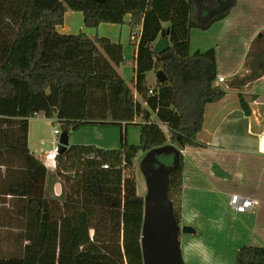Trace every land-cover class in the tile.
Masks as SVG:
<instances>
[{
  "label": "trees",
  "instance_id": "1",
  "mask_svg": "<svg viewBox=\"0 0 264 264\" xmlns=\"http://www.w3.org/2000/svg\"><path fill=\"white\" fill-rule=\"evenodd\" d=\"M238 3L0 0V239L11 246L8 252L0 246V264H143L144 202L137 193L135 159L140 151L169 142L180 149L204 146L197 134L205 106L226 91L217 84L216 49L191 52V30L209 29ZM68 10L82 12L85 27L102 23L131 27L137 42L132 83L142 101L116 70L124 61L121 43L84 31L57 30ZM238 33L226 37L233 44L229 54L237 47L242 54L234 40ZM161 36L169 38L170 47L156 55L154 43ZM257 57V66L264 65V58ZM160 69L167 79L147 88L146 73ZM257 71L263 73L264 68ZM239 97L250 114L243 94ZM38 113L73 128L107 121L136 124L140 141H122L115 149L69 145L56 160L64 198L49 197L44 159L28 146L29 120ZM163 155L169 156L168 162L160 158ZM174 155L158 158L169 166ZM184 159L180 152L179 167L170 173L168 186L179 224ZM234 264H264V246L241 245Z\"/></svg>",
  "mask_w": 264,
  "mask_h": 264
},
{
  "label": "crops",
  "instance_id": "2",
  "mask_svg": "<svg viewBox=\"0 0 264 264\" xmlns=\"http://www.w3.org/2000/svg\"><path fill=\"white\" fill-rule=\"evenodd\" d=\"M246 4L250 16H241V18L247 20L250 29L241 31L234 39L242 47L240 58L230 65L220 68L218 72L219 76L225 78V81H217V84L226 93L220 100L208 103L205 106L203 127L197 134L198 141L204 146L183 149L185 152H189L191 158L184 157V183L181 187L182 223L190 225V221L194 220L200 223L205 217L203 208L207 211L218 203L226 209L233 210L230 205L231 194L237 193L250 196L256 200L254 208L246 212L249 213L246 220L250 219L249 224H252L251 230L253 233L251 237L253 242L243 244L264 246V72L259 71L258 73L257 71L262 70L264 65L257 66L255 62L257 60L255 58H258L257 53L253 51V45L259 38L264 37V0H246ZM70 11L65 12L64 24L57 26L60 33L77 34L84 31L90 36L108 37L113 42H119L122 45L132 43L135 59L137 42L133 40L132 29L128 24L108 23L109 25L105 26L106 28H102L103 25L107 24L102 23L95 28L85 27L83 13ZM67 17H75L76 20L68 22ZM228 17L232 16H227L215 22L209 29H192L190 50L193 38L196 35L195 31H201V36L203 33H212L216 37L207 42L208 45L197 47L196 50H206L214 47L217 53L219 50L220 52L233 53V44L226 38L228 35L223 28V23ZM221 30H223V35ZM216 38H220L218 42ZM228 44L231 45L230 48H227ZM255 75L258 77H255ZM243 78L248 79L243 83L241 81ZM133 90L135 97L138 99L139 94L134 86ZM239 93L243 94L251 109V113L248 115L242 108ZM30 134L29 125L28 146L31 152L35 154L31 147ZM44 153L46 151L41 150L39 154L35 155L42 156ZM48 163L51 168L49 166L47 171L45 194L54 198V185L59 181L62 182V180L57 174L56 165L52 162ZM241 172L245 174L242 179L246 182L242 185L228 186L227 180L229 179L227 175L240 177ZM49 192L50 194H48ZM213 199H218V202L213 203ZM219 220H222V218H219ZM240 224L242 225V223ZM204 226L205 223L202 227ZM247 232L249 234L250 230ZM183 240V237H181V244ZM240 246H237L235 251Z\"/></svg>",
  "mask_w": 264,
  "mask_h": 264
},
{
  "label": "rangeland",
  "instance_id": "3",
  "mask_svg": "<svg viewBox=\"0 0 264 264\" xmlns=\"http://www.w3.org/2000/svg\"><path fill=\"white\" fill-rule=\"evenodd\" d=\"M75 12V11H70ZM247 11L246 0H239L238 5L233 7L230 12L232 17L226 19L223 23L224 32L227 35H233L237 31H246L250 29L249 23L245 19H241V16H250ZM76 14V13H74ZM76 16V15H68ZM68 22L75 21V17H67ZM65 20V18H64ZM79 23V21H78ZM64 24V23H63ZM109 24L103 25L108 26ZM197 30V29H194ZM198 32V33H197ZM222 35L223 30H221ZM195 37L191 44V52H194L197 47H203L208 45L212 38L216 35L212 33H203L201 36V31H195ZM217 42L220 38H216ZM198 45V46H197ZM225 49L224 47L222 48ZM234 54H229L225 52L217 53V61L219 69L220 67L228 66L233 61L240 58V48L235 49ZM124 51V61L119 65H116V70L120 75L128 82V84L133 88V77H134V56H133V44L125 43L123 45ZM253 51L256 52L260 57L264 58V37L259 38L258 41L253 45ZM246 55V54H245ZM250 80V79H249ZM145 86L147 88H156L158 86V80L156 72L154 70L146 73ZM138 100L142 101L141 96H138ZM139 120V119H138ZM30 125V137H31V147L35 151V154H39L41 150L49 151L54 146V140L56 135H54V129H58L60 132L67 130L69 134V145H94L100 148L115 149L119 148L122 141H127L129 144H139L140 141V127L136 124L122 123L117 124L111 121L107 122H97V123H86L82 124L77 128H73L72 125H67L64 122L54 121L51 118L46 117L43 113H38L36 116L31 117L29 120ZM168 144H171L170 142ZM175 145L185 158L189 156V152H185L180 149L178 145ZM145 155V152L140 151L135 159L133 173L136 180L137 193L143 198L146 195L147 187L145 182V177L140 168V161ZM165 157V158H164ZM169 156H160L163 162H168L166 159ZM248 163L247 161H245ZM172 163V159L170 160ZM168 163V164H170ZM197 167V165L195 164ZM254 170V169H252ZM218 172V171H217ZM239 172V171H238ZM241 178L239 176L235 177L233 175L228 176L227 185L232 187L233 185L244 184L245 174L241 172ZM50 194V192L48 193ZM224 198L225 195H223ZM218 202V199H213V203ZM203 213H205L204 220L199 222L190 221L193 227H195L196 232L183 233L181 232V237H183V242L181 244V249L183 253V258L186 264H234L236 257L237 246L243 245V243L253 242L251 226L249 222L250 219L246 220L249 213H235L233 210L226 209L219 203L207 211L203 208ZM202 213V216L204 215ZM211 217V218H210ZM235 219H234V218ZM210 218V220H209ZM222 218V220H219ZM237 218V219H236ZM205 221V222H204ZM205 223V226L203 224ZM242 223V225L240 224ZM181 225H184L181 223ZM199 225V226H198ZM238 227L236 228V226ZM248 228V229H246ZM248 230L250 233L248 234ZM5 233L4 229H1V234ZM251 237V239H250ZM254 237V235H253ZM1 238V235H0ZM0 246L5 251H10L11 246L3 239H0Z\"/></svg>",
  "mask_w": 264,
  "mask_h": 264
},
{
  "label": "water",
  "instance_id": "4",
  "mask_svg": "<svg viewBox=\"0 0 264 264\" xmlns=\"http://www.w3.org/2000/svg\"><path fill=\"white\" fill-rule=\"evenodd\" d=\"M104 2L106 0H97ZM170 47L167 36L159 37L154 44L156 55ZM157 80L163 82L167 75L163 70L156 71ZM59 153L69 146L67 130L60 133ZM174 152L173 163L167 166L158 156ZM180 150L173 144H165L148 150L140 161L145 177L147 192L143 198L144 216L141 232L143 264H186L183 258L179 233H195L193 226L177 222L172 202L168 197L170 173L179 167Z\"/></svg>",
  "mask_w": 264,
  "mask_h": 264
},
{
  "label": "built area",
  "instance_id": "5",
  "mask_svg": "<svg viewBox=\"0 0 264 264\" xmlns=\"http://www.w3.org/2000/svg\"><path fill=\"white\" fill-rule=\"evenodd\" d=\"M217 81L224 82L225 78L223 76H219ZM150 92H152V90ZM51 119L56 121V118H51ZM53 133L54 135H56L53 148H51L46 153L42 154L45 165L47 167V171L50 166L48 162H52L53 164L56 165V160L58 158L59 148L61 144L59 140L61 132L58 129H54ZM103 166L105 168L108 167L107 164H104ZM54 194H55V197L57 198H64L63 196L65 195V184L63 180L62 182L59 181L56 185H54ZM230 205L235 212L245 213L254 208V206L256 205V200L250 196H245V195L235 193V194H231L230 196Z\"/></svg>",
  "mask_w": 264,
  "mask_h": 264
}]
</instances>
